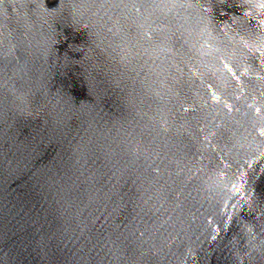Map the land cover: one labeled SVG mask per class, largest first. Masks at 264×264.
<instances>
[{"label": "water", "instance_id": "1", "mask_svg": "<svg viewBox=\"0 0 264 264\" xmlns=\"http://www.w3.org/2000/svg\"><path fill=\"white\" fill-rule=\"evenodd\" d=\"M0 264H264V0H0Z\"/></svg>", "mask_w": 264, "mask_h": 264}]
</instances>
